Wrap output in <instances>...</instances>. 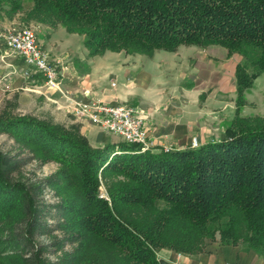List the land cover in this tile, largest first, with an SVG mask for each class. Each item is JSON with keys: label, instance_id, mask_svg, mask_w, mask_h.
<instances>
[{"label": "trees", "instance_id": "trees-1", "mask_svg": "<svg viewBox=\"0 0 264 264\" xmlns=\"http://www.w3.org/2000/svg\"><path fill=\"white\" fill-rule=\"evenodd\" d=\"M0 12L63 25L83 36L91 56L218 44L252 67L237 64L230 133L197 147H96L78 122L15 114L10 101L0 134L58 168L26 183L13 176L20 162L0 150V264H170L161 250L196 257L214 242L264 257V117L239 114L264 72V0H0ZM46 187L60 197L64 233L50 246L37 242L53 233L43 219ZM66 245L72 250L56 261L45 257Z\"/></svg>", "mask_w": 264, "mask_h": 264}, {"label": "crops", "instance_id": "crops-1", "mask_svg": "<svg viewBox=\"0 0 264 264\" xmlns=\"http://www.w3.org/2000/svg\"><path fill=\"white\" fill-rule=\"evenodd\" d=\"M22 16V12H0V25L38 24L37 40L49 51L60 74L56 85L48 83L42 73L0 40V96L10 99L14 94L18 109L35 114L41 110L64 124L78 122L96 147L122 138L109 134L88 118H77L72 111L75 101L100 100L137 107L144 117L151 148H183L192 146L193 138L203 144L230 133L233 120L225 109L230 104L229 95L236 93L237 100L236 68L241 60L237 53L218 44H181L174 51L159 49L151 56L124 51L91 56L83 47L80 34L69 32L63 25L28 22ZM74 41L81 44L74 47ZM218 55H225L224 64L215 71L221 76L219 85L205 83L201 87L195 77L203 68L210 69L208 62ZM214 103L223 110L218 113L219 119L209 114ZM158 257L170 264H264V257L253 251L221 246L218 242L209 244L206 252L196 257L166 249Z\"/></svg>", "mask_w": 264, "mask_h": 264}, {"label": "rangeland", "instance_id": "rangeland-1", "mask_svg": "<svg viewBox=\"0 0 264 264\" xmlns=\"http://www.w3.org/2000/svg\"><path fill=\"white\" fill-rule=\"evenodd\" d=\"M27 3L31 5V1H28ZM28 24L31 23H27V24L24 23L20 25L23 26ZM73 44L74 47H77L79 44H81V42L74 41ZM82 45L83 47H86L84 45V41H82ZM216 46H220V45H216ZM220 47L226 49L223 46ZM161 51H165V50H161ZM240 61L243 62L250 71H252V67L248 62H246L244 59H241ZM224 62H225V55H218L214 59H211L208 62L209 64L207 65H210L211 67L210 69L203 68L202 70H200L199 74H197V77H195V79L199 82V84L201 83L200 84L201 87L204 86L205 83H212L213 87H217L219 85L221 76L217 75L215 71L219 70V68H221ZM14 98H15L14 94L11 95L10 99L4 96H0V112L11 101L12 110L15 114H33L41 118H50L44 115V113H42L41 110L37 111L35 114L31 112H24V110L22 109L20 110V108L18 109V102ZM235 99H236V93L229 95L228 101L230 104L229 107L225 109V113L230 118V121H232L235 118L236 115L235 113H237ZM211 107L212 108L208 109L209 114H213L214 119H219L220 116L218 115V113H221L223 110H221L216 103L212 104ZM239 114L248 117L249 116L264 117V72H261L259 75L256 76L253 86L246 93V102L241 112H239ZM53 120L56 121L55 119ZM0 150L10 154L11 157H13V159H16V161L20 162L21 167L17 169L15 172H13V176L14 178L22 180L26 183L38 182L40 181V179H43L44 177H47L48 175L55 172L56 169L58 168V163L54 161L41 163L37 157L35 158L34 155H32L28 150L24 149L20 143H18L12 136H10L7 133L0 134ZM102 193L104 194V196L106 195V190L103 185L100 187V195ZM42 199L43 202L45 203L43 219L45 222L49 223L50 229L53 230V233L52 235L39 236L37 238V242L41 245L50 246L53 242L54 237L62 239L64 236V233L58 229L59 213L57 212L56 204H58V202L60 201V197L57 196V193L55 192L54 189L50 187H46L42 194ZM72 248L73 246L66 245L65 249L58 251L55 247H49L45 253V257L51 261H56L63 254L71 251Z\"/></svg>", "mask_w": 264, "mask_h": 264}, {"label": "built area", "instance_id": "built-area-1", "mask_svg": "<svg viewBox=\"0 0 264 264\" xmlns=\"http://www.w3.org/2000/svg\"><path fill=\"white\" fill-rule=\"evenodd\" d=\"M39 25H0V40L7 48L24 57L26 63L42 73L48 83L56 85L60 69L46 49L37 40ZM77 118H88L109 134L119 136L129 143H141L148 147V131L140 110L132 105L109 104L100 100L75 101L72 107ZM201 145L197 138L192 146ZM101 196H104L102 193Z\"/></svg>", "mask_w": 264, "mask_h": 264}]
</instances>
